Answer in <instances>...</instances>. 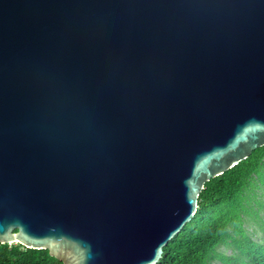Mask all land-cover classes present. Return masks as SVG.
<instances>
[{
    "label": "water",
    "instance_id": "95a60500",
    "mask_svg": "<svg viewBox=\"0 0 264 264\" xmlns=\"http://www.w3.org/2000/svg\"><path fill=\"white\" fill-rule=\"evenodd\" d=\"M264 145V0H0V243L156 264Z\"/></svg>",
    "mask_w": 264,
    "mask_h": 264
},
{
    "label": "trees",
    "instance_id": "16d2710c",
    "mask_svg": "<svg viewBox=\"0 0 264 264\" xmlns=\"http://www.w3.org/2000/svg\"><path fill=\"white\" fill-rule=\"evenodd\" d=\"M246 224H253L254 229ZM216 262L264 264V145L205 182L194 216L163 247L156 264ZM0 264L62 262L47 249L0 243Z\"/></svg>",
    "mask_w": 264,
    "mask_h": 264
},
{
    "label": "rangeland",
    "instance_id": "374dc122",
    "mask_svg": "<svg viewBox=\"0 0 264 264\" xmlns=\"http://www.w3.org/2000/svg\"><path fill=\"white\" fill-rule=\"evenodd\" d=\"M263 211H261V213H262ZM246 227L248 228V229H250V230H252V229H254V225L253 224H246ZM225 253H230V249H226L225 250ZM216 264H220L219 262H216Z\"/></svg>",
    "mask_w": 264,
    "mask_h": 264
}]
</instances>
